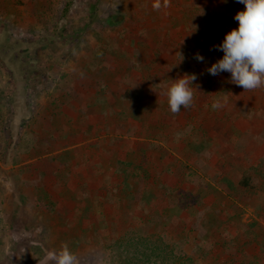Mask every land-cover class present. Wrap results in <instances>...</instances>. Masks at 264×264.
<instances>
[{"label":"rangeland","instance_id":"obj_1","mask_svg":"<svg viewBox=\"0 0 264 264\" xmlns=\"http://www.w3.org/2000/svg\"><path fill=\"white\" fill-rule=\"evenodd\" d=\"M194 2L0 0V264L63 245L77 264H264V86H215ZM193 73L171 112L169 79Z\"/></svg>","mask_w":264,"mask_h":264},{"label":"clouds","instance_id":"obj_2","mask_svg":"<svg viewBox=\"0 0 264 264\" xmlns=\"http://www.w3.org/2000/svg\"><path fill=\"white\" fill-rule=\"evenodd\" d=\"M237 3L244 5V10L233 17L238 26L228 32L219 45L214 46L223 52V57L207 68V72L212 76L227 72L231 83L245 90H253L264 86V0H237ZM153 7L159 9L161 5L157 2ZM194 58L199 62L204 61L199 53ZM196 79L195 74L169 79L170 84L163 94L167 97L171 112L177 113L182 107L191 105ZM220 106L219 102L214 105L217 108ZM49 257L55 264H77L75 254L67 245L50 252Z\"/></svg>","mask_w":264,"mask_h":264},{"label":"trees","instance_id":"obj_3","mask_svg":"<svg viewBox=\"0 0 264 264\" xmlns=\"http://www.w3.org/2000/svg\"><path fill=\"white\" fill-rule=\"evenodd\" d=\"M14 2V0H8ZM196 5H193V10L189 12L191 15L199 16L204 14L205 21L198 22L194 20L191 25V30L193 33L194 41L191 43V47L195 54L199 53L201 56L206 55L207 53L210 55V59H214V63L223 57V52L216 50L214 46L219 45L225 35L230 32L232 29L238 26V22L233 19L235 14L238 11L244 10V5L237 3V0H194ZM182 47V50H179L180 53L185 54V51ZM207 52V53H206ZM185 55H180L179 58H183ZM213 64V63H212ZM208 65V68L211 65ZM223 73V72H222ZM195 74V73H193ZM197 77V76H196ZM203 79V77H202ZM210 80L215 85L221 83L222 80H230L227 76V72H224L222 76H210ZM197 81V79L195 80ZM201 89V88H200ZM147 107H151V104L146 103ZM202 108H207L209 106H213L209 104L207 101L205 103H201ZM190 107L181 108L182 112L190 111ZM249 178L246 176L241 177V181L238 183L241 186L248 185ZM120 198H116L118 201ZM174 206H169V212H173ZM102 210H98L97 215H102ZM173 217V215H172ZM166 224L161 223V228H164ZM205 243L198 245V250L204 249L203 247ZM138 247V246H137ZM154 252V251H153ZM151 252V253H153ZM139 255H142L141 253ZM145 256V254H143Z\"/></svg>","mask_w":264,"mask_h":264},{"label":"crops","instance_id":"obj_4","mask_svg":"<svg viewBox=\"0 0 264 264\" xmlns=\"http://www.w3.org/2000/svg\"><path fill=\"white\" fill-rule=\"evenodd\" d=\"M223 82H226V83H228V82H230V80H226V81H224V80H222L221 81V83H219V85H222L223 84ZM194 83H197L198 84V81H194ZM203 84V83H202ZM206 85H204L203 87H201V88H204ZM215 86H218V85H215ZM208 97V96H207ZM213 100H214V98L212 99L211 97L208 99V100H206L209 104H212L213 106H214V104H215V102H213ZM206 101H202L203 103H205ZM203 103H202V105H203ZM213 106H209V107H207V108H203V111L206 113V112H211L212 111V109H213ZM150 107V106H149ZM151 109V108H150ZM150 109H148L149 111H150ZM190 110H191V107H190ZM147 113H149V115H145L146 117H149L151 120V122H153V124H155V127H162L163 125H165L164 123H163V121L164 120H162V118H158V117H154V115H152V114H150V112H144V114H147ZM153 113V112H152ZM182 114H185L186 115V112H182ZM182 114H180V115H178L177 116V122L178 123H182V122H184L185 120H187V117H184ZM235 114V113H234ZM144 116V117H145ZM152 117V118H151ZM220 117V116H219ZM218 117V118H219ZM238 130V133H239V135H240V133H241V128H238L237 129ZM112 146H114V145H112ZM129 151V150H128ZM182 151H183V148H182ZM129 154H130V152H128ZM74 155V154H73ZM75 156H76V154H75ZM84 169H83V165L82 164H79V163H74V165H72V166H60L59 167V169H58V174L60 175H63L65 172H69V175L70 176H73V177H78L77 175L78 174H81L82 173V171H83ZM95 173V172H94ZM242 177V176H241ZM110 179V176L108 177V179H107V185L109 186V185H111V184H113V182L112 181H109L108 182V180ZM97 188H99V187H97ZM97 188H96V190H97ZM78 192V191H77ZM79 193V192H78ZM119 195H122L121 193H119ZM115 198H120V196H117V197H115ZM82 201H84V200H86L85 202H87V206H89V205H93V198L92 197H85V198H80ZM121 199V198H120ZM119 199V200H120ZM80 200V202L76 205V207H78V205L80 206L81 205V203H82V201ZM118 200V201H119ZM100 204H101V206H102V203L100 202ZM117 204V203H116ZM115 204V207H119V204H117L116 205Z\"/></svg>","mask_w":264,"mask_h":264}]
</instances>
